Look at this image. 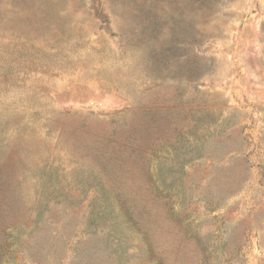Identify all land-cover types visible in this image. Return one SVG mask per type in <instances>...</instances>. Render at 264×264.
<instances>
[{
  "label": "rangeland",
  "instance_id": "rangeland-1",
  "mask_svg": "<svg viewBox=\"0 0 264 264\" xmlns=\"http://www.w3.org/2000/svg\"><path fill=\"white\" fill-rule=\"evenodd\" d=\"M0 264H264V0H0Z\"/></svg>",
  "mask_w": 264,
  "mask_h": 264
},
{
  "label": "trees",
  "instance_id": "trees-1",
  "mask_svg": "<svg viewBox=\"0 0 264 264\" xmlns=\"http://www.w3.org/2000/svg\"><path fill=\"white\" fill-rule=\"evenodd\" d=\"M0 257H1V254H0Z\"/></svg>",
  "mask_w": 264,
  "mask_h": 264
}]
</instances>
